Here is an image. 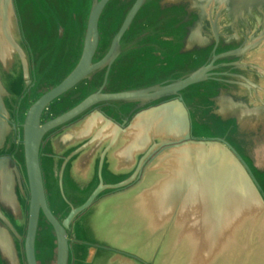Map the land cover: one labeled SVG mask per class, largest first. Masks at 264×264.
<instances>
[{"label": "water", "instance_id": "water-1", "mask_svg": "<svg viewBox=\"0 0 264 264\" xmlns=\"http://www.w3.org/2000/svg\"><path fill=\"white\" fill-rule=\"evenodd\" d=\"M29 9L0 0V264L49 231L52 264H264V0Z\"/></svg>", "mask_w": 264, "mask_h": 264}, {"label": "rangeland", "instance_id": "rangeland-1", "mask_svg": "<svg viewBox=\"0 0 264 264\" xmlns=\"http://www.w3.org/2000/svg\"><path fill=\"white\" fill-rule=\"evenodd\" d=\"M22 6L25 9H29L30 8V3L33 2V0H20ZM30 10V9H29ZM35 22V21H34ZM33 24L32 21L30 22V25ZM38 27H39V23ZM37 31V27L34 29V32H30V37L34 40L36 38L37 41V45L35 44V46H41V41H40V36L39 34H36ZM39 31V30H38ZM39 33H42L41 31H39ZM31 39V41L33 42V40ZM260 61V59H259ZM72 67V64H68L66 61L65 63H63L62 65L57 66V77H55V79L53 80L52 83L58 81L59 79H61L65 73H67ZM56 72V69H52L50 71V74ZM47 186H48V190H49V198H50V202L52 203L53 206H57V197L55 196V182L52 179V176L49 174L48 175V179H47ZM65 192L67 193V195L69 196L70 191L68 190V183L65 185ZM54 237L52 235V233L49 231L47 233H45L43 235V242L41 244V246H38V250H39V254H38V258L41 261L42 264H52L53 261V253H54V248H55V242H54Z\"/></svg>", "mask_w": 264, "mask_h": 264}]
</instances>
